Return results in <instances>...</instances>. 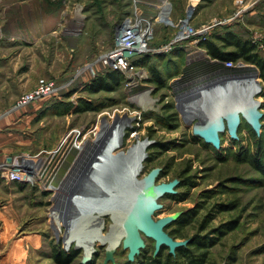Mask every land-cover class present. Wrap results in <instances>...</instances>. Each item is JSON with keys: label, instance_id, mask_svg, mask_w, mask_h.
Here are the masks:
<instances>
[{"label": "rangeland", "instance_id": "obj_1", "mask_svg": "<svg viewBox=\"0 0 264 264\" xmlns=\"http://www.w3.org/2000/svg\"><path fill=\"white\" fill-rule=\"evenodd\" d=\"M159 3L161 0H0V167L49 160L40 166L44 175L35 184L10 181L0 168V209L10 214L3 228L11 223L15 226L12 245L25 251L24 257L32 256L33 264H63L55 255L60 250L78 251L70 264H146L155 254L154 240L145 239L146 247L134 261L123 247V236L112 240L116 232L113 214L122 201L114 206L111 195L122 198V190L130 182L124 173L134 158L130 153L141 145H145L146 159L136 179L159 168L157 183L179 181L176 193L161 198L162 208L154 214L156 220L176 214L189 216L180 229L179 224L173 225L178 216L167 227L169 234L177 229L183 236L176 240L189 243L199 237L214 239L208 264H264V120L260 134L246 121L239 128L238 139L227 131L221 134L220 148L207 145L193 133L194 125L218 104L217 95L224 93L228 96L226 100L222 97L223 102L237 104L248 92L241 88L225 91L226 86L217 81L223 77L253 72L257 93L252 101H260L264 113L259 69L244 61L234 66H248L249 70L223 69L224 62L212 60L201 45L216 34H233L253 43L264 58V0H200L190 24L195 29L213 22L224 24H217L205 41L197 43L193 37L170 50L165 48L177 39L178 27L194 0H170L169 24ZM144 18L156 23L151 47L162 51L152 50L144 54L149 55L146 59L137 55L128 71L110 67L113 65L99 67L104 56L118 47V30L126 24H139L145 30ZM89 67L94 73H88ZM110 70L123 76L124 86L93 94L92 82ZM154 72L163 84L154 80ZM130 75H136L135 80ZM50 82L69 88L22 106L28 95ZM133 82L139 89L131 91ZM198 86L208 89L212 99L202 100L205 110H198L197 117L189 121L179 99L187 95L192 100ZM146 92L153 101L150 111L130 101L134 94ZM85 106L88 109L80 111ZM119 125L123 126L120 131ZM117 133L120 144L99 163L97 174L107 182L106 195L91 196L108 209L104 211L99 204L85 207L86 200L80 199L76 208L72 206L79 217L62 226L58 223L57 235L53 219L69 205L70 182L83 172L94 175L83 164L86 151L91 159L96 157ZM102 184L98 183L103 188ZM84 229L89 234L97 230V235L92 240L72 237L79 230L87 233ZM115 244L114 260L107 262V250ZM89 252L92 257L84 262Z\"/></svg>", "mask_w": 264, "mask_h": 264}, {"label": "bare ground", "instance_id": "obj_2", "mask_svg": "<svg viewBox=\"0 0 264 264\" xmlns=\"http://www.w3.org/2000/svg\"><path fill=\"white\" fill-rule=\"evenodd\" d=\"M169 1L170 0H161V3H159V5H158L160 7V9L164 13V15L162 17H166L167 18L169 16V14H170V12H168L169 11L168 6H170ZM240 1H242V0H240ZM198 4L199 3H197V5ZM197 5H195V6L197 7ZM190 12H193V11H190ZM134 16H136V15H134ZM149 21L150 20L145 21V22H147L144 25L145 30H141L139 28V26H140L139 24H135V25L134 24H126L124 27L121 26L122 27L121 30H118V31H120V34L117 37L118 47L114 50V51L117 50V52L116 53H113V51H112L111 53L109 52L108 54H106L104 56V62H106V64L103 63V61H101L99 67L100 66H103V65H104V67L113 65L114 63H116L119 60L120 57H122L121 54L125 50H130L131 52L139 51V52H141L142 56L144 54H148L149 52L148 51H145L143 49L142 43L147 40L146 38H147V35L148 34H147L146 26L150 23ZM201 32L204 33V31H199V33H201ZM137 34H138V36H136ZM181 34L184 35L186 37V39L187 38H190L192 36V35L188 36L189 33L188 32L185 33L184 31H181ZM185 41H188V40L176 41L175 44H180V43H183ZM132 54H136V53H132ZM130 59H128V60H130ZM125 60H126V58H125ZM243 67H245L247 69L249 68L248 66H243ZM88 69H89V70H87L88 73L89 72L90 73L91 72L94 73V68H92V70H91V67H89ZM255 77H256V75L253 72H249L248 74L241 75L240 77H228V78L223 77L222 79L220 78V80H217V81L218 82L220 81L218 83L219 85L221 84L222 86H226L225 89H227V90H225V91H232L233 92L234 90H237V89H240V88L243 89V90L244 89L248 90V92L246 91V95L244 96V98L242 99V96L239 97L238 100L239 99H241V100H239L237 102V104H234V105L237 106V107L239 106L241 108L242 107L251 108V107L257 106V104L252 101V97L257 93V91H256V89H257V86H256L257 85V81H256V78ZM137 86H139V85L136 82H133L132 83V86H130L131 87L130 88L131 91H132V89H134V90L139 89V87H137ZM68 88H69V86H66L64 88H58L57 90H55L54 87H49V88L41 89L38 92H36V98H37L36 102H40V101H43L45 99H49L50 97L55 96L54 94L64 93V90H67ZM209 91H210V89H209ZM220 92H222V91H220ZM209 93L210 92H208V89H205V87L198 86L193 91L192 100L188 99V96L187 95H186L185 98L183 96L182 98L179 99V102H180V104L182 106V111H184L186 113V115H187L186 118L189 121L190 120H193V119H195L197 117L198 110H201V109L205 110V106L204 105L202 106L201 104H202V100H207V99H210V98L212 99V96L210 97V94ZM149 96L150 95H149L148 92L141 93V94H136V95L134 94L133 97L130 98V101L133 102V103H136L137 105L138 104L141 105V107H143L144 110L150 111V110H152L154 108V106H153V101L150 100V97ZM224 96H225L224 93H221L220 95H217L216 96V98L218 100V101L217 100L216 101L218 102V104H216L215 106H219V105L221 106L223 103H225V102H223V100H221V99H223L222 97H224ZM227 96H225V100H226V97ZM190 102H191V104H190ZM122 128H123V126L122 125H119V127H118L119 131ZM119 136L120 135L117 133L116 134V137H114V139H112L106 145H103V148L101 150L99 149V153L97 155L95 154L96 157L93 156L92 159H91V154L86 151V153H87V155L85 157L86 160L84 161L83 164L87 163V171L88 172H91L92 171L94 175H91V174H88L87 175L86 172L85 173L83 172V175L79 179H76L75 182H74V180H72L70 182L69 187H68L69 188V191H71V193L69 195L70 196L69 199L71 198L70 201H69V205L61 213L55 215L54 216V219H53L54 220V223H55V229H56L57 235H58V230H59L58 223L60 224V226H62V224H66L70 220L72 221L74 219V217H77L76 216V213H75V208L80 203L79 202L80 199L83 198L84 201L86 200V204H84L85 207H87V206L90 207V208L93 207V206L94 207H97V205L99 204L100 208L101 209H104V211L108 209L107 207H103L102 206L103 205L102 203H98L99 201H95L91 196H92V194L93 195L96 194V196L102 197L103 192H104V194L106 193L105 190H104V188L105 189L107 188V184H106L107 182H105V183L102 182V179H98V176H97V174L100 172L99 163L101 161H103L104 157L106 156L107 153H109V151H110V153H112L114 151L115 147L119 146V144H120V141H119L120 138H119ZM144 151H145V145H141L138 149H136V150H134V151H132L130 153V154H133L134 158L131 161V164L128 165V168H126V170L124 172L125 175H126V177H128V179L130 178V176H133V177L135 176V178H136L140 174L141 168H142V163L144 161V158L143 157H145ZM141 158H143V160H141ZM89 159L90 160H93L94 163L88 162ZM31 164L33 165V167L40 169V166H42L43 164H49V160H45V159H42V158L40 159L39 158L37 161H35L34 163H31ZM43 166H45V165H43ZM96 169H98V171ZM117 180H119V179L117 178ZM115 182L113 181V184H115ZM98 183H100V184L103 183L102 184L103 185V188L100 187L98 185ZM116 184H115V186H116ZM109 185L112 186V183H110ZM109 185H108V187H109ZM108 189H110V188H108ZM88 190H90L92 192L89 193ZM95 191H96V193H95ZM122 193H123L122 194V199H124L126 194H124V192H122ZM65 197H66V195H65ZM111 197L113 199V200L111 199L113 205L115 204L114 206L118 205V203L122 201V199L116 200L115 199V196H112L111 195ZM87 203H88V205H87ZM72 206L75 207V208L73 209ZM118 211L119 210H117V208H116L115 209V212L113 214V218L114 219H116L118 217V214H117ZM51 224H53V223H51ZM80 230H82V229H80ZM84 230H86V229H84ZM115 230H116L115 236H112V240L114 242L116 240H118L121 236H123L121 234V232L118 231L116 228H115ZM79 231H76V232H78L76 234H74L75 233L74 232L73 234L75 236H72V237L73 238L74 237L75 238L78 237V238H81V240H82V239L85 238V236H87V239L88 240H90V239L92 240V238L97 235L96 234L97 233V230H95V233L94 234H89V230L88 231L86 230L87 233L84 232V231H80V232ZM116 245L117 244H115V245H113L111 247H116ZM89 254H91V253L89 252Z\"/></svg>", "mask_w": 264, "mask_h": 264}, {"label": "water", "instance_id": "obj_3", "mask_svg": "<svg viewBox=\"0 0 264 264\" xmlns=\"http://www.w3.org/2000/svg\"><path fill=\"white\" fill-rule=\"evenodd\" d=\"M264 113L261 109V102L257 101L255 107H237L234 104L224 103L216 106L205 118H201L194 127L193 133L201 137L206 143L216 148L221 147V134L229 132L233 139H238L239 128L245 120L257 134L261 133L262 118ZM144 160L146 159L143 157ZM141 158V160H143ZM133 160V159H132ZM160 169H153L147 176L138 180L130 176V182L122 190L125 198L117 212L118 217L113 218L114 227L123 235V247L129 251L130 261H134L141 251L146 247L145 239L155 241V254H158L162 247L169 248L170 253L176 254L180 247L188 245L189 240H176L167 231V227L178 218L167 216L155 219L154 214L162 208L159 200L167 194H175L178 180L169 183H157ZM116 247L107 250V262L114 260ZM92 257L87 254L84 262Z\"/></svg>", "mask_w": 264, "mask_h": 264}, {"label": "trees", "instance_id": "obj_4", "mask_svg": "<svg viewBox=\"0 0 264 264\" xmlns=\"http://www.w3.org/2000/svg\"><path fill=\"white\" fill-rule=\"evenodd\" d=\"M201 45L202 47H204V49L208 53V56H210L212 60H217L219 62L231 61L234 63L244 61L248 64L255 65L259 69L260 78L264 83V58H262L258 54L256 46L253 43L247 41L243 42L233 34H229L226 36H219L216 34L212 39L209 38L205 42H202ZM148 56L149 55H143L141 57H143L142 59H146ZM139 64L142 63L138 62V65ZM222 64L220 66L223 69H227ZM153 75L155 76L154 80L158 84H163V80L160 78L157 72H154ZM122 81L123 76L119 72L110 70L107 74L96 77V79L92 82L93 87L90 91L93 94L99 93L100 91L114 92L124 86ZM87 109V106H85L84 109L80 108V111ZM263 120L264 117L261 121ZM254 133L256 134L255 131ZM206 144L212 146V144ZM188 218L189 216L180 214L177 222H174V224H172H179L180 229L182 225L188 223ZM170 235L175 239L181 238L183 236L177 229L170 231ZM213 246L214 239H210L209 237H199L198 239H191L190 243L187 246L178 248L176 254L170 253L169 248L164 246L161 248L158 254L155 255L153 253V255L146 260V264H208L210 258V250ZM77 254L78 251L66 253L62 250L55 253L57 260L63 264L72 263ZM142 263H145V261Z\"/></svg>", "mask_w": 264, "mask_h": 264}, {"label": "built area", "instance_id": "obj_5", "mask_svg": "<svg viewBox=\"0 0 264 264\" xmlns=\"http://www.w3.org/2000/svg\"><path fill=\"white\" fill-rule=\"evenodd\" d=\"M199 1L200 0H194V4L191 5L190 8H189V10H188V14H187L186 20L183 22V24H181L178 27L179 28V33H178L177 39L174 40V42L172 44H170L169 46H167L165 49L170 50L171 49L170 46L175 45L176 41L190 40L193 37H197L195 39L197 43H199L201 41H205L207 35L210 33V31L217 24H220V25H223L224 24L222 22H213L212 24L205 25L202 28L195 29L190 24V21H191V18H192L193 13L197 9V7L195 5H197V3ZM257 1H259V0H257ZM190 11H193V12H190ZM166 19H167V22H166L167 24H169V22H172L171 19H170V16H168ZM144 20H146V21L151 20L152 23L150 22L146 26V30H147V34L148 35H147V38H146L147 40L142 43L143 49L145 51H148L149 53L152 50H155V53H157L159 51H162V49L161 50L160 49H154V48L151 47L152 37L154 39V36H155V25H156V23H153V20L152 19H146V18H144ZM157 22H160V21H157ZM170 25L173 26V24H170ZM181 31H184L185 33L188 32L189 33L188 36H190V35H192V36L190 38H187L186 39V37L181 34ZM199 31H204V33H202V32L199 33ZM114 50H112L113 53H116L117 50L116 51H114ZM132 53H136V54H132ZM121 55H122V57H120L119 60L116 63H114L113 66H110V67L117 68V69L119 68L121 70L128 71V69L130 68V66L133 64V59L137 55H142V54L139 51L131 52L130 50H125V51L122 52ZM125 58H126V60H125ZM130 58H131V60H128ZM104 63L106 64V62H104ZM117 65H119V67H117ZM224 65H225V67L228 70L229 69H232V68L233 69L247 70L245 67H242V66H240V67L234 66V62H231V61L224 62ZM242 75H246V74L243 73ZM130 76L133 77V79H134V77L136 75H130ZM49 87H54L55 90H57L59 88L54 82H50V83L41 84L39 86L38 90L45 89V88H49ZM38 90L36 92H38ZM36 92L33 93V94H31V95H28L26 97V99H24V102H23L22 106L28 104V102H31L32 100H37V98H36ZM0 168L6 170V172H7V178L10 181L19 182V183L35 184V183L38 182V180H42V176L44 175L42 169L35 168V167H33V165L31 163L30 164H26L25 162L24 163L15 162L13 164H8L6 166L5 165H2Z\"/></svg>", "mask_w": 264, "mask_h": 264}, {"label": "crops", "instance_id": "obj_6", "mask_svg": "<svg viewBox=\"0 0 264 264\" xmlns=\"http://www.w3.org/2000/svg\"><path fill=\"white\" fill-rule=\"evenodd\" d=\"M7 215L10 216L9 213L0 209V264H33L34 259L32 256L24 257L23 254H26V252L12 245L16 234L15 226H12L11 223V226L4 230L2 224ZM21 254L22 256H20Z\"/></svg>", "mask_w": 264, "mask_h": 264}]
</instances>
